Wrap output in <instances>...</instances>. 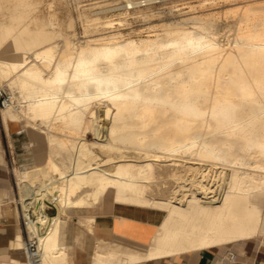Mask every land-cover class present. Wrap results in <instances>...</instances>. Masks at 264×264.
Listing matches in <instances>:
<instances>
[{
	"label": "bare ground",
	"instance_id": "obj_1",
	"mask_svg": "<svg viewBox=\"0 0 264 264\" xmlns=\"http://www.w3.org/2000/svg\"><path fill=\"white\" fill-rule=\"evenodd\" d=\"M229 12L238 14V25L228 48L212 38L167 29L173 34L167 43L150 33L124 41L88 38L74 56L64 51L61 62H52L50 43L23 49L18 57L0 56V77L17 85L10 89L13 104L6 109H16L27 122L39 118L48 120L47 130L79 125L85 132L93 125L94 109L105 116L97 139L79 137L75 159L60 162L49 152L41 165L14 171L24 204L56 207L54 213H44L47 224L36 264H68L66 247L58 242L60 220L100 203L109 189L116 203L126 202L134 214L150 213L157 226L145 243L95 236L92 264L135 263L264 232V0ZM10 31L5 26L4 32ZM199 134L212 139H197ZM47 137L51 142L54 136ZM148 142L159 151L145 148ZM194 145L205 157L234 156L240 150L255 160L234 158L232 167L221 168L224 174L216 183L215 169L208 175L203 165L169 156ZM133 160L140 164L139 178ZM192 169L193 189L185 174ZM77 214L80 225L92 233L95 214Z\"/></svg>",
	"mask_w": 264,
	"mask_h": 264
},
{
	"label": "rangeland",
	"instance_id": "obj_2",
	"mask_svg": "<svg viewBox=\"0 0 264 264\" xmlns=\"http://www.w3.org/2000/svg\"><path fill=\"white\" fill-rule=\"evenodd\" d=\"M198 1L159 0L149 1L144 4L129 7L128 4L125 3V0H3L0 3V56L8 58L18 57L20 51H23V49L29 52V50L31 51L40 45L50 43L53 45L52 50L54 52V59H52V62H56L60 61L59 59H61V54L67 49H69L72 52V56H74L77 48L84 45L86 39L88 38L95 41L96 38L103 36L105 40L110 38L109 40L124 41L128 37H144L150 33L149 35L155 36L159 40L158 42L167 43L171 40V35H173L171 33H167V29H174V31L180 30V32L184 30L185 32L191 33V35L193 34V36H202L201 40L212 38L218 41L223 48H228L234 42L238 25L236 22L238 14L229 12V8H234L235 6L241 5L245 2H253L256 0H245L244 2L243 0H240V2L239 0H231L232 2L215 0L205 3ZM105 20H110L112 22L111 25H105ZM5 26H11V31L8 34L4 32ZM169 45L170 44L165 47L169 48ZM162 48L163 47H159L157 54ZM43 73L45 75L51 74V72L46 69H43ZM12 83H9V80L0 77V85L7 86L11 90L17 89L16 83ZM64 86H67V84L65 83ZM1 111L4 117L8 116L13 118L18 125L29 129L31 132L32 144L35 152L34 166L41 165L45 156L49 152L60 162H69L75 159L76 157L74 153L76 152L77 147H79V143L81 141L79 137L87 136L91 139H97V133H103V130L105 129L104 125H106L103 112L96 109H94V112L91 114L94 121L91 128L89 127V130H87L88 133L87 131H82V127L79 125H74L75 127L71 129L65 128L60 130L59 128H56V131L52 130L55 128H52L51 130H47L46 127H48V120L41 122V120L37 118L35 121L39 124L38 125L37 123L33 124L32 122H27V118L23 117L22 114L16 111V109L4 108ZM92 128L93 130H91ZM94 130L97 131L96 134H91ZM48 134L49 136L51 135V137L54 136V140L52 139L51 142H47ZM63 137L69 138L73 143L68 144L64 141H60L59 139ZM196 138L200 140L206 139L208 141H211L212 139V137L204 134H199ZM144 147L149 151H159V147L152 142H148ZM196 148L197 145H194L188 150H179L176 151L177 153L173 152L171 155L169 154V156L174 157L173 155H175L174 158L178 162H185L186 164L191 163L193 165H200L201 167L203 165V167L207 170V174L210 173V169H215L214 175L212 174L214 177L212 180L216 183L220 182V176L224 174V171L222 172V170H224V168L227 170V166L232 167L234 158L247 163L255 160L253 154L247 155L244 151L240 150L236 151L234 156L227 154L228 156L225 155L224 158L205 157L197 154L195 152ZM134 153H136L135 150L132 154ZM187 158H189V160ZM133 162L135 161L133 160L130 162L132 163V168L134 169L133 174H135V176H133L139 178L142 176V172H140V164L138 163V165ZM33 165L30 167H34ZM16 168L22 170L26 168L28 169V167L20 166L16 162H13L11 165L12 175H14V188L16 192V195L13 196L12 199L14 203H17V201L22 203V189L14 172ZM135 168L138 170H135ZM185 174H188L190 182L187 183V185L190 186L191 183L194 184V169L186 172ZM218 174L219 177H217ZM192 184V187L190 186V188L193 189L194 185ZM3 196L5 197L4 199L7 198L6 194L0 193V200H3L1 198ZM110 203L118 204L119 206L129 205L126 202L116 203L113 199L112 189L107 190L100 203L84 208V210L82 209L76 212H71L65 225V238L66 229H73L78 235H76L75 238L76 245L83 247L88 240L90 241V239L87 231L79 228L77 213L82 211L93 213L98 212L101 210L102 206ZM17 207L20 209L19 204ZM45 207H47L46 210L48 214H52L56 211V207L51 203L45 202L43 208ZM262 233L264 234V232L259 234L262 235ZM95 241L96 240L90 241L91 247ZM69 252L71 254L72 244H70ZM23 259L26 262L25 253L23 255ZM1 260L7 261L9 259L0 257V261ZM153 261L155 262L153 263ZM142 262L148 264H162L160 259L143 260L141 262H135L134 264H140ZM170 264H177V262L173 260Z\"/></svg>",
	"mask_w": 264,
	"mask_h": 264
},
{
	"label": "crops",
	"instance_id": "obj_3",
	"mask_svg": "<svg viewBox=\"0 0 264 264\" xmlns=\"http://www.w3.org/2000/svg\"><path fill=\"white\" fill-rule=\"evenodd\" d=\"M13 162L25 167L34 164L35 152L32 135L29 129L18 125L13 118L4 117L0 110V193L7 196L6 199L4 196L1 197L3 200L0 205V257H5L10 262L25 264L23 227L17 203H14L12 199L16 195L14 175L11 171ZM94 214L96 223L92 233L84 229L78 222L79 228L87 231L90 241H94L95 236H99L106 241L116 239L128 241L129 239L132 243H145L157 226L150 213L134 214L130 205L119 206L110 203L102 206L101 210ZM67 219H61L58 228V242L66 247L67 263L92 264L90 254L94 249L95 242L91 247V242L88 240L83 247H79L75 243L77 232L73 229H66L65 238ZM70 244H72L71 254L69 252ZM230 251L234 252L233 257L228 256ZM151 259H162L160 260L162 264H170L173 260L177 264H264V234Z\"/></svg>",
	"mask_w": 264,
	"mask_h": 264
},
{
	"label": "built area",
	"instance_id": "obj_4",
	"mask_svg": "<svg viewBox=\"0 0 264 264\" xmlns=\"http://www.w3.org/2000/svg\"><path fill=\"white\" fill-rule=\"evenodd\" d=\"M149 1L159 0H140L133 5L144 4ZM130 5L129 7H132ZM13 104V94L9 87L0 85V110L7 108ZM24 200V199H23ZM2 200H0L1 205ZM20 205L19 215L23 227L24 253L28 264H36L40 254V233L46 228L48 214L46 208L42 210L30 204H24L17 201ZM46 213V214H44ZM229 257L234 256V252L230 251Z\"/></svg>",
	"mask_w": 264,
	"mask_h": 264
}]
</instances>
